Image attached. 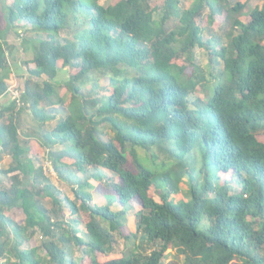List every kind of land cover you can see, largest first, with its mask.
I'll use <instances>...</instances> for the list:
<instances>
[{
	"label": "trees",
	"instance_id": "16d2710c",
	"mask_svg": "<svg viewBox=\"0 0 264 264\" xmlns=\"http://www.w3.org/2000/svg\"><path fill=\"white\" fill-rule=\"evenodd\" d=\"M180 1L4 0L9 27L23 24L37 34L34 56L24 64L33 62L28 74L44 79L26 80L21 100L41 123L55 119L56 104L66 108L42 134L47 158L75 197L55 193L42 165L34 167L37 152L28 140L23 146L13 115L23 107L5 100L0 156L7 152L14 163L0 168V264H81L75 246L85 247L91 264H163L168 249L171 264H264V141L257 137L264 135V2L243 21L239 0H193L185 8ZM206 7L208 27L201 24ZM223 11L217 33L209 28ZM5 32L0 96L9 87ZM196 48L207 54L204 65ZM59 60L77 70L64 81L67 103L55 82ZM94 72L108 77L110 94L80 92ZM102 126L113 132L107 140ZM89 166L111 173L99 187L109 195L105 204L93 202L88 178L72 172ZM227 172L230 179H223ZM2 175H9V185ZM233 179L240 183L236 190ZM152 186L164 190L159 201L149 194ZM182 186L184 195L175 200ZM45 195L51 209L40 204ZM134 199L136 227L125 232ZM114 202L120 209L111 208ZM13 208L24 212L22 222L5 215ZM36 232L42 237L36 249L22 248ZM99 253L119 255L101 261Z\"/></svg>",
	"mask_w": 264,
	"mask_h": 264
},
{
	"label": "rangeland",
	"instance_id": "374dc122",
	"mask_svg": "<svg viewBox=\"0 0 264 264\" xmlns=\"http://www.w3.org/2000/svg\"><path fill=\"white\" fill-rule=\"evenodd\" d=\"M115 0H105V3H112ZM193 0H181L180 1V6L181 8L188 7ZM237 0H230V4L235 3ZM240 2L244 3V7L239 11L238 16L240 19L243 21H248L249 20V12L254 6H261L264 2V0H239ZM1 9V7H0ZM5 9L3 5V10H0V30L5 32L8 30V32L4 33V40L6 41V52H7V62L8 65L6 66V81L9 84L8 89L13 86L17 87L20 89V91L25 92V81L30 80V81H36V82H41L43 77H32L28 74V67H35L33 62H30L29 64H24L25 60H29L34 56V51H35V46H36V33L33 32V30H30V28H25L23 24L20 25H15L9 27V24L5 22ZM208 13H209V8H205L203 11V16L201 19V24L207 26V21H208ZM224 17H225V11H223L220 14H216L214 16V21L211 23L209 29H214L217 33H221V29L223 27V22H224ZM174 25V22L168 21L167 27H172ZM7 26V29H6ZM208 27V26H207ZM67 31L63 30L60 32L62 36H67ZM204 38L210 37L209 31L205 30L203 33ZM25 48V49H24ZM194 55L196 56L197 62H199L201 65H204L207 63V54L203 51L202 48H196L194 51ZM57 65L59 67L58 73L55 77V82L59 85L57 87L58 93L60 95H64L65 102L67 103L70 98H71V91L67 90V87L64 83L71 74L75 73L77 70H69L67 67L62 66V61L59 60L57 62ZM1 70V69H0ZM80 92L84 95H88V98H99L102 95H108L111 92V86L109 84V79L107 76H103L98 72H94L93 74L90 75V78L87 82H84L83 84L79 85ZM23 92V93H24ZM11 96L7 93L4 95L3 99H9ZM22 103L18 104V108H22L20 110V113L17 115L13 113L14 118L16 121H19L21 126L24 127L26 126V133L24 136V132L20 134V137H29L28 143L30 146L37 152V156L33 161L34 167H37L39 165H42V171L45 176H47V182L50 183L54 189L55 193L59 194L60 196L67 195L70 198H74V192L72 190V186L62 179H60L54 169L53 166L50 162V159L47 158V153L49 149V145L46 144V140L42 136V132L40 130L39 124L37 123V118L33 115V112L29 106L28 102H24L21 100ZM19 110V109H16ZM37 124V125H36ZM103 130V133L101 134V138L104 140L109 139L111 134L113 133L108 126H102L101 127ZM258 139L261 141H264V135L263 134H258ZM22 139V138H21ZM45 142V145H44ZM23 143V142H22ZM26 142L23 143V145L27 146L28 144H25ZM63 147L62 145H57V148ZM1 148V146H0ZM141 151V150H140ZM2 155V154H1ZM72 172L74 173V176H78L82 179L88 178L89 183H91V187H88L87 189L89 192H91L92 195V201L95 203H98L100 205L105 204L109 198L108 194L103 193L102 191L99 190V187L101 184H106V180L108 177L111 175L110 172H108L105 169H96L94 167H87V172H80L78 171L75 167H72ZM96 174H101L102 180H98L94 175ZM220 176L223 179H230L231 177V172L227 173H221ZM29 179L30 177L23 178V186L29 184ZM114 180L117 179V177L113 178ZM2 180L4 185H9L10 184V178L9 175H2ZM231 181V189L236 190L240 187V183L237 179L230 180ZM43 183H46V180H42L41 185ZM101 183V184H100ZM185 187L182 186V189ZM57 191V192H56ZM164 192L163 189L159 187L152 186L149 189V194L153 196L156 200H160L161 194ZM184 195L183 190L177 192L176 194L173 195L174 199H180ZM40 204L45 208V209H51L53 206L51 202V197L45 195L43 198L40 199ZM111 208L114 210L120 209V206L114 202L111 205ZM140 209L139 201L138 199H134L130 203L129 210L127 212V216L129 215L128 222L125 226H123V230L125 232L129 231H134L135 230V217L133 215L134 212L138 211ZM65 216L68 217L69 213L65 209L64 210ZM5 215H10L13 220L22 222L25 218V214L22 211L21 208H13V209H7L5 211ZM83 219L84 217L80 218V223H79V229H84L83 226ZM81 233V232H80ZM41 234L40 232H36L29 241H25L23 243L22 248L30 250V249H36V247L40 244L41 242ZM118 249L123 248L124 246V241L121 239H118ZM84 246H78L74 247V256L79 259L81 257L80 263L81 264H91V257L89 254L84 253ZM38 252L43 254L42 250L38 249ZM173 251L168 249L167 250V257L164 260L163 264H171V256L173 255ZM119 254H111V255H106V254H98V257L101 261H104L110 257L117 256ZM261 255H264L262 252ZM3 260L2 258H0ZM11 260H15L14 257L11 258Z\"/></svg>",
	"mask_w": 264,
	"mask_h": 264
},
{
	"label": "crops",
	"instance_id": "0c3cea01",
	"mask_svg": "<svg viewBox=\"0 0 264 264\" xmlns=\"http://www.w3.org/2000/svg\"><path fill=\"white\" fill-rule=\"evenodd\" d=\"M3 5H4V0H0V7H1L0 10H3ZM5 100H8V99H5ZM6 102H8V101H6ZM51 114H53L55 116L54 120H48L44 123H41L39 120H37V123L39 124L40 130L42 133L43 132L48 133L52 130V128L54 127L56 122L58 120H60L66 114V108H64L61 105L56 104L54 107V110L51 111ZM18 126H19V133L21 134L24 132L23 134L25 136L26 126L22 127L19 121H18ZM42 136H43V134H42ZM21 138L24 142H25V140H29V137H21ZM44 145H45V142H44ZM23 146L25 147V145H23ZM1 148H0V151H1ZM13 163H14L13 157L9 153L3 152L2 155L0 156V168L6 169V168L10 167L11 165H13Z\"/></svg>",
	"mask_w": 264,
	"mask_h": 264
},
{
	"label": "built area",
	"instance_id": "2783aa9c",
	"mask_svg": "<svg viewBox=\"0 0 264 264\" xmlns=\"http://www.w3.org/2000/svg\"><path fill=\"white\" fill-rule=\"evenodd\" d=\"M24 91H20V89L19 88H17V87H15V86H13V87H11V89L9 88V89H7V91L5 92V94H9L10 96H11V98H14L15 99V101L17 102V104H20V103H22L21 102V96H22V93H23ZM5 94H2L1 96H0V106L2 105V103H4V99H3V97H4V95Z\"/></svg>",
	"mask_w": 264,
	"mask_h": 264
}]
</instances>
